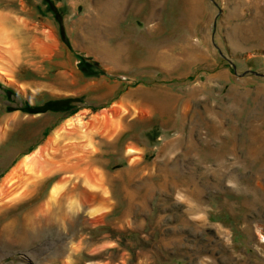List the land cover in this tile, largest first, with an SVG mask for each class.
Here are the masks:
<instances>
[{"label": "rangeland", "instance_id": "374dc122", "mask_svg": "<svg viewBox=\"0 0 264 264\" xmlns=\"http://www.w3.org/2000/svg\"><path fill=\"white\" fill-rule=\"evenodd\" d=\"M0 10L2 28L24 20L21 57L0 59V183L40 148L55 168L0 200V264H264V0ZM71 119L91 143L84 169L108 189L94 205L71 203L84 181L55 162L83 141L65 134L80 129ZM107 121L117 131L97 134Z\"/></svg>", "mask_w": 264, "mask_h": 264}, {"label": "crops", "instance_id": "0c3cea01", "mask_svg": "<svg viewBox=\"0 0 264 264\" xmlns=\"http://www.w3.org/2000/svg\"><path fill=\"white\" fill-rule=\"evenodd\" d=\"M1 12H2V10H0ZM6 12V11H5ZM4 12V13H5ZM3 13V12H2ZM21 57V56H20ZM19 60V58L17 59V61ZM16 61V62H17ZM13 65V64H12ZM8 71V70H7ZM11 80V79H10ZM114 109V108H113ZM95 117H93V119H94ZM74 119V118H73ZM89 124V123H88ZM101 126V125H100ZM102 126H103V124H102ZM71 127V126H70ZM79 127H80V129H77L76 127H71L70 128V130H66V133H65V131L64 130H62V129H64L63 127L59 130V131H57L55 134H57L58 132L59 133H61V134H75V135H77L78 137H76V140L77 139H79V138H82L83 139V141L82 142H78L77 144H76V141H74V142H70L68 145H67V147L68 148H71V147H73V148H71L70 149V151L67 153V154H64V159L62 160V162H60V161H57L56 159H57V155L55 154V153H49V154H46L47 155V157H49V156H51V155H54V157L53 158H55L54 160H56L55 162H57V163H59V165H60V167H62L61 165L63 164V165H67V167L69 168V169H67V170H69V172H73L72 174L70 173H68L67 174V176H69V177H71L72 175V177H75L74 175H75V173L76 174H78L76 171H75V169H77V167L78 166H82V168L84 169L85 167H87L88 166V164L87 163H84L86 160H84V157H85V159L87 158V156H85L84 154H86L87 153V151H88V149H92V147H91V143H90V141L88 142V140H84V137L82 136V134H87V133H83V129H84V126H82V125H79ZM104 127L105 126H103V127H101L100 128V131H99V133H97V134H100L101 135V133H102V130H104ZM102 129V130H101ZM105 129H108V132H110L111 130H114L115 129V131L114 132H116L117 131V129H118V123L115 125V126H113V125H111V124H109V126L108 127H105ZM2 127H0V131L2 132ZM0 132V134H2ZM92 133H96V130H92ZM81 134V135H80ZM69 137V136H68ZM72 141V140H71ZM42 149L40 148V150H36L35 152H33L32 154H30V155H27V156H25L24 157V159L20 162V163H18V165L9 173V174H7V175H5V177L3 178V181H2V183H0V187L1 188H3V189H5V190H3L4 192H2L1 193V195H0V200L1 201H3V200H6V202H14V201H18V200H22L24 197H26L27 198V192L29 191V189H28V183H30V181H33L34 179H38L39 177V175L40 176H43V177H46V176H48L49 174H51V172L53 173V171L55 170V168H53L52 170H51V165H47L48 167H49V169L47 168V170H45L42 174H40L42 171V166H40L39 167V171H37V172H39V174H37V172L35 173L34 171H28L26 168H24V169H22V167H23V165L24 164H22L24 161H25V159H28V158H32L33 159V157H34V155H35V157H41V155L39 154V152L41 151ZM56 152H57V150H55ZM30 152V151H29ZM27 153V152H26ZM44 155L45 154H43L42 155V158H43V160H44ZM24 156V155H23ZM27 157V158H26ZM84 160V161H83ZM44 161H46V160H44ZM46 166V167H47ZM91 167V166H90ZM94 167V166H93ZM93 167H91V169L93 168ZM65 167H62V169H64ZM95 169H97V168H95ZM27 170V171H26ZM66 170V169H65ZM98 170V169H97ZM18 171V172H17ZM49 171H51L50 173H49ZM14 172L16 173H19L18 175H20V176H18V177H16L15 179H12V181H9V182H6V179L7 178H10L13 174H14ZM77 176L79 177L80 176V174H78V175H76V178H77ZM80 180H83V177L82 176H80ZM84 181V180H83ZM32 183L33 182H31V185H32ZM66 180L64 181V183H63V185H61L60 183H58L52 190H51V194H52V198H51V200L53 201V200H55V198H53V190H55V188L57 189V188H62V187H64L61 191H66V189L67 188H65L66 187ZM7 185V186H6ZM26 185H27V187H26ZM84 190H87V189H89V188H86V184L84 183ZM74 186H77L76 185V183H74ZM104 186H105V184H104ZM26 187V188H25ZM105 188H107L106 186H105ZM58 190V189H57ZM60 191V192H61ZM91 192H92V194H93V199L91 200V202H89V203H87V202H83V201H81L82 199H83V196H82V194L80 195V196H77V195H75V196H71L70 197V201H71V203L73 204V205H76V206H78L79 207V205L81 206V205H85V204H91V205H94L95 204V202H96V200H97V198H99V197H101V198H103V200H104V198H107V195H108V189L105 191V189H104V187H102V189L101 190H90ZM60 192H59V194L56 196V200L55 201H58L59 200V195H60ZM62 195V194H61ZM69 198V197H68ZM79 201L78 202V204H75L74 202L75 201ZM97 218V217H96ZM96 218H94V219H96Z\"/></svg>", "mask_w": 264, "mask_h": 264}, {"label": "bare ground", "instance_id": "6f19581e", "mask_svg": "<svg viewBox=\"0 0 264 264\" xmlns=\"http://www.w3.org/2000/svg\"><path fill=\"white\" fill-rule=\"evenodd\" d=\"M12 14V13H11ZM8 18V14H5L4 12H0V59H9V61L12 63V64H16L17 62V59L20 58L21 56V52L19 51V43H18V40L16 41V34H15V29L16 27H18L20 29V27H23L21 26V23H24L23 21L24 20H21V23L18 22V26H16V24L14 22H12V24L14 23V25L10 26L11 28H9V30L11 32H9V30L6 28V26L4 28H2L1 26H3V22L5 21V18ZM14 20V19H13ZM12 20V21H13ZM16 41V42H15ZM1 60V61H2ZM10 63V64H11ZM0 71H2V73H4L6 75V77L10 78V74L9 72L7 71V69L2 65V63L0 64ZM102 115V114H101ZM102 118H105V119H108V115L107 113H103L102 115ZM97 122H98V119H96ZM77 121V122H76ZM75 122L71 119L69 121V124L71 126H76V124H81V120L78 119L76 120ZM107 125L108 124V121L105 122L103 124V126L105 127H108ZM107 129H104L102 130V132L105 133ZM59 132L56 134V139L59 137ZM43 150V149H42ZM42 150L39 152V154L41 155V157H33V159L30 157L28 159H25V161L22 163L24 164L22 169L26 168L28 171H34L35 173L37 171H39V167L42 166V172L40 174H42L45 170H47V168L49 169V162L46 163L43 158H42V155L45 151L42 152ZM47 151V150H46ZM27 158V157H26ZM84 161V160H83ZM48 165V166H47ZM47 166V167H46ZM62 167H65L64 169H69L67 167V165H61ZM26 170V171H27ZM75 171L80 174V176L83 177V180H84V183L86 184V188H90L91 190L92 189H97L99 186L102 187V180L100 178H98L97 176H95L96 174L95 173H91L89 171H87L86 169H82L80 166L77 167V169H75ZM18 172V171H17ZM15 173L10 177V178H7L6 179V182H9V181H12V179H15L16 177L20 176L18 175L19 173ZM40 172V171H39ZM39 172H37V174H39ZM51 171H49L50 173ZM40 176V175H39ZM38 176V177H39ZM7 186V185H6ZM55 187V186H54ZM4 188V187H3ZM0 187V195L2 192H4L3 189ZM64 187L62 188H55V190H53V198H55L56 200V196L59 194V192L63 189ZM87 192V196H85L84 198V202H89V200L92 199V195L90 194L89 192V189L86 190ZM98 223V222H97Z\"/></svg>", "mask_w": 264, "mask_h": 264}, {"label": "trees", "instance_id": "16d2710c", "mask_svg": "<svg viewBox=\"0 0 264 264\" xmlns=\"http://www.w3.org/2000/svg\"><path fill=\"white\" fill-rule=\"evenodd\" d=\"M59 103H60V101L50 102V103H48L47 106H45L43 109H42V108H39V109H36V110H35V109L27 108V110H28V111L30 110V112H32V113H43L44 110L49 109V108L53 109L54 105H58ZM48 107H49V108H48ZM54 109H55V107H54ZM56 110H57V111H60V108H57Z\"/></svg>", "mask_w": 264, "mask_h": 264}]
</instances>
